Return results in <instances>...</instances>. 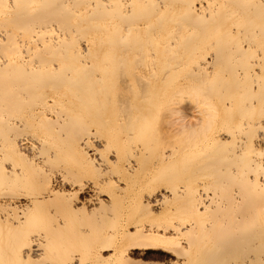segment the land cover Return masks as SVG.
Masks as SVG:
<instances>
[{
    "label": "bare ground",
    "instance_id": "bare-ground-1",
    "mask_svg": "<svg viewBox=\"0 0 264 264\" xmlns=\"http://www.w3.org/2000/svg\"><path fill=\"white\" fill-rule=\"evenodd\" d=\"M1 30L0 264H264V0H0Z\"/></svg>",
    "mask_w": 264,
    "mask_h": 264
},
{
    "label": "rangeland",
    "instance_id": "rangeland-1",
    "mask_svg": "<svg viewBox=\"0 0 264 264\" xmlns=\"http://www.w3.org/2000/svg\"><path fill=\"white\" fill-rule=\"evenodd\" d=\"M1 34L3 36H5L3 30L0 31V35ZM252 175L253 174H250V176H252ZM180 186H182V184H180ZM173 222L176 223L177 221L175 220ZM151 255H152V257H148V256L143 254L141 256H137L136 259H137V261L143 260V262H141V264H162V263L167 264L170 261V259H171V257L169 255L158 253V252L152 253Z\"/></svg>",
    "mask_w": 264,
    "mask_h": 264
}]
</instances>
